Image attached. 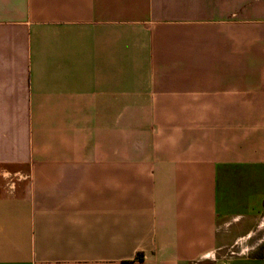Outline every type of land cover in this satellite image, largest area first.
Masks as SVG:
<instances>
[{
  "label": "crops",
  "instance_id": "1",
  "mask_svg": "<svg viewBox=\"0 0 264 264\" xmlns=\"http://www.w3.org/2000/svg\"><path fill=\"white\" fill-rule=\"evenodd\" d=\"M264 0H0V264H264Z\"/></svg>",
  "mask_w": 264,
  "mask_h": 264
},
{
  "label": "rangeland",
  "instance_id": "2",
  "mask_svg": "<svg viewBox=\"0 0 264 264\" xmlns=\"http://www.w3.org/2000/svg\"><path fill=\"white\" fill-rule=\"evenodd\" d=\"M264 254V243L262 245V247H260L257 251L254 252V254ZM131 264V263H129Z\"/></svg>",
  "mask_w": 264,
  "mask_h": 264
},
{
  "label": "trees",
  "instance_id": "3",
  "mask_svg": "<svg viewBox=\"0 0 264 264\" xmlns=\"http://www.w3.org/2000/svg\"><path fill=\"white\" fill-rule=\"evenodd\" d=\"M259 254V253H258Z\"/></svg>",
  "mask_w": 264,
  "mask_h": 264
}]
</instances>
